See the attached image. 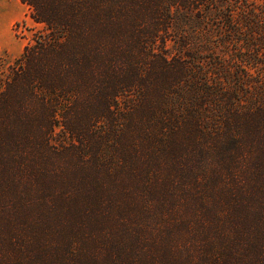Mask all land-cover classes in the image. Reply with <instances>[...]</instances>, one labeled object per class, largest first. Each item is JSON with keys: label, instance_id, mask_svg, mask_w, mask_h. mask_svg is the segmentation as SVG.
<instances>
[{"label": "trees", "instance_id": "obj_1", "mask_svg": "<svg viewBox=\"0 0 264 264\" xmlns=\"http://www.w3.org/2000/svg\"><path fill=\"white\" fill-rule=\"evenodd\" d=\"M20 1L0 264H264V0Z\"/></svg>", "mask_w": 264, "mask_h": 264}, {"label": "rangeland", "instance_id": "obj_2", "mask_svg": "<svg viewBox=\"0 0 264 264\" xmlns=\"http://www.w3.org/2000/svg\"><path fill=\"white\" fill-rule=\"evenodd\" d=\"M43 31V25L30 16L28 5L20 0H0V73L7 71L25 45L33 43Z\"/></svg>", "mask_w": 264, "mask_h": 264}]
</instances>
